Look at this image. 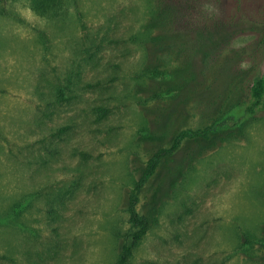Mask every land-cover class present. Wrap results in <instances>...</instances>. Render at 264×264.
<instances>
[{"label":"rangeland","instance_id":"1","mask_svg":"<svg viewBox=\"0 0 264 264\" xmlns=\"http://www.w3.org/2000/svg\"><path fill=\"white\" fill-rule=\"evenodd\" d=\"M45 4H49V8ZM264 0H0V264H264Z\"/></svg>","mask_w":264,"mask_h":264},{"label":"trees","instance_id":"2","mask_svg":"<svg viewBox=\"0 0 264 264\" xmlns=\"http://www.w3.org/2000/svg\"><path fill=\"white\" fill-rule=\"evenodd\" d=\"M45 5L46 7L42 5L43 8L52 9V7H49V4ZM250 95L252 100V108H255L257 110H264V77H257L253 80ZM133 203L134 198L131 197V201L128 206V213L132 231L126 235L119 264H125L127 262L128 258L132 255V251L136 244L148 231V222L145 219L140 218L136 214Z\"/></svg>","mask_w":264,"mask_h":264}]
</instances>
